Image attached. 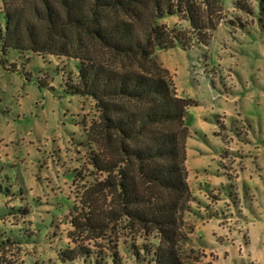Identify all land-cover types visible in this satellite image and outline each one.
Segmentation results:
<instances>
[{"label":"rangeland","instance_id":"1","mask_svg":"<svg viewBox=\"0 0 264 264\" xmlns=\"http://www.w3.org/2000/svg\"><path fill=\"white\" fill-rule=\"evenodd\" d=\"M219 2L209 13L215 29L192 32L184 14L163 20L191 39L185 48L158 51L148 64L87 36L75 39L78 53L105 67L162 73L178 97L193 102L183 165L189 195L144 188L154 205L178 207L169 241L153 225L120 217L103 194L90 204L104 212L100 230L89 231L84 220L74 230L62 213L105 177L86 171L89 153L105 154L110 145L98 131L95 101L66 92L77 81V60L3 54L0 41V182L9 189L0 194V233L22 238L8 259L59 264L67 247H92L96 255V245L116 247L119 264H147L159 244L170 243L181 264H264V0ZM3 12L0 0V28Z\"/></svg>","mask_w":264,"mask_h":264},{"label":"trees","instance_id":"2","mask_svg":"<svg viewBox=\"0 0 264 264\" xmlns=\"http://www.w3.org/2000/svg\"><path fill=\"white\" fill-rule=\"evenodd\" d=\"M1 2L4 6V27L0 28L2 53L16 50L77 60V81L67 83L66 92L95 101L98 131L110 144L105 154L91 151L87 162L86 171L104 174V179L91 183L83 199L68 206V215L61 210L62 215L75 231L81 228L82 220L89 231H99L104 224V212L90 210V204L96 195L103 194L120 217L143 227L153 225L167 241L172 240L169 233L177 224V205H154L153 196L144 188L189 195L183 165L189 133L185 122L193 102L178 97L162 73L122 72L105 67L88 54L78 53L75 39L87 36L116 56L138 57L142 64H148L154 62L158 51L185 48L186 40L191 39H186L177 28L161 23L163 20L184 14L192 32L215 29L209 13L213 7H221L219 0H204L199 4L195 0L187 5L180 0ZM204 18L208 20L207 27L203 24ZM80 176L81 171L74 178ZM5 185V181L0 182V194L8 193ZM70 234L68 237L73 235ZM19 238L11 232L0 233V264H19L8 259L17 250L22 239ZM94 248L99 250L96 255L92 254V247H67L56 260L59 264H75L78 260L84 264H105L108 256L112 264H119L116 247L95 245ZM146 248L150 256L151 251ZM108 252L111 254L107 255ZM154 254L145 263L181 264L170 243L165 248L159 244Z\"/></svg>","mask_w":264,"mask_h":264}]
</instances>
